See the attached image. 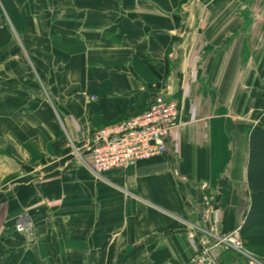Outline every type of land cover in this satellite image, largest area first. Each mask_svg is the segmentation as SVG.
Masks as SVG:
<instances>
[{"label": "crops", "instance_id": "1", "mask_svg": "<svg viewBox=\"0 0 264 264\" xmlns=\"http://www.w3.org/2000/svg\"><path fill=\"white\" fill-rule=\"evenodd\" d=\"M10 1L0 0V264H188L214 244L190 238L193 226L218 236L242 226L249 138L264 115V0ZM159 95L181 108L167 152L97 178L80 158L95 133ZM21 215L28 234L15 229Z\"/></svg>", "mask_w": 264, "mask_h": 264}, {"label": "built area", "instance_id": "2", "mask_svg": "<svg viewBox=\"0 0 264 264\" xmlns=\"http://www.w3.org/2000/svg\"><path fill=\"white\" fill-rule=\"evenodd\" d=\"M90 99L96 101L97 97L93 94ZM180 116L179 103L159 95L142 114L97 131L87 148V157L80 158L97 178L105 180V174L112 170L126 169L165 154L180 124ZM30 227L25 215H21L15 225L16 231L23 234H28ZM197 233L212 236L214 244L203 245L188 264H228L214 255V249L235 253L249 264H263L245 249L240 228L216 236L209 230L193 226L189 237L194 238Z\"/></svg>", "mask_w": 264, "mask_h": 264}, {"label": "trees", "instance_id": "3", "mask_svg": "<svg viewBox=\"0 0 264 264\" xmlns=\"http://www.w3.org/2000/svg\"><path fill=\"white\" fill-rule=\"evenodd\" d=\"M4 2L11 10V1ZM248 184L251 205L240 228V235L245 248L255 252L264 249V115L250 133Z\"/></svg>", "mask_w": 264, "mask_h": 264}, {"label": "rangeland", "instance_id": "4", "mask_svg": "<svg viewBox=\"0 0 264 264\" xmlns=\"http://www.w3.org/2000/svg\"><path fill=\"white\" fill-rule=\"evenodd\" d=\"M210 231L214 235H216L212 230H210ZM216 236H218V235H216ZM245 249L249 252L250 255H252V257L254 256V259H256V260H258V261H260V262H262L264 264V249H262V250H256L255 251L256 253L254 251L252 252L251 250H249L247 248H245ZM244 261L246 262V264H249L246 259H244Z\"/></svg>", "mask_w": 264, "mask_h": 264}]
</instances>
